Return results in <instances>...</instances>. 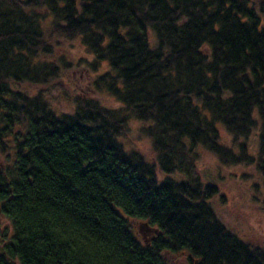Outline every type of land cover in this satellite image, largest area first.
Masks as SVG:
<instances>
[{
    "label": "trees",
    "instance_id": "obj_1",
    "mask_svg": "<svg viewBox=\"0 0 264 264\" xmlns=\"http://www.w3.org/2000/svg\"><path fill=\"white\" fill-rule=\"evenodd\" d=\"M200 151L264 187V0H0V264H264Z\"/></svg>",
    "mask_w": 264,
    "mask_h": 264
},
{
    "label": "rangeland",
    "instance_id": "obj_2",
    "mask_svg": "<svg viewBox=\"0 0 264 264\" xmlns=\"http://www.w3.org/2000/svg\"><path fill=\"white\" fill-rule=\"evenodd\" d=\"M72 49L70 55L83 52L81 48ZM73 76L76 78L78 73L73 74ZM68 82L70 79L65 78V85ZM55 102L60 110H68L71 106L64 94H59ZM103 104L113 108L118 106L111 98H107ZM128 127L129 132L122 139L125 148L140 153L148 161H153L152 145L149 139L140 133L141 124L131 121ZM218 127L220 128V126ZM220 133L222 143L231 146L230 138L225 132L221 131ZM256 144V136L251 137L248 141L251 150L256 147ZM197 170L202 180L214 182L219 189L222 198L216 199L215 204L221 222L249 243L264 247V210L261 204L264 197V187L261 185L255 170L252 167L242 166L222 167L211 154L205 151H200ZM1 224L3 227H8L4 219H1ZM131 224L139 240L143 243H149L154 236L153 231L146 228L143 223L133 221ZM145 239L146 241H144ZM167 261L169 264H188L185 256L182 255H168Z\"/></svg>",
    "mask_w": 264,
    "mask_h": 264
}]
</instances>
